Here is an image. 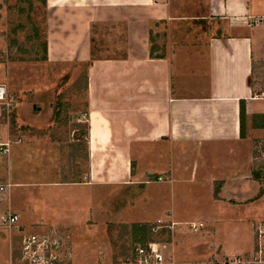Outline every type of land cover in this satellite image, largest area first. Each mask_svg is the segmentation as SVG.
<instances>
[{"label": "crops", "instance_id": "obj_1", "mask_svg": "<svg viewBox=\"0 0 264 264\" xmlns=\"http://www.w3.org/2000/svg\"><path fill=\"white\" fill-rule=\"evenodd\" d=\"M44 7L45 61L88 65L85 117L89 171L85 182H41L40 188L50 190L75 188V195L50 192L39 196L34 190L39 204L44 198L47 215L52 217L35 215L34 201H29V211L23 217L13 212L19 216L21 229L11 238L70 229L78 223L70 212L77 201L87 206L81 212L92 222L97 193H111L115 188L122 190L123 196L136 192V201L148 186L157 184L159 189L170 184L168 191L177 204L173 201L163 209L168 198L153 193L138 207L142 212L136 218L131 215L133 220L128 223L174 222L173 235L178 226L188 223L177 218L179 203L186 198L176 194L186 191L193 195L192 186H209L214 203L241 206L239 201H248L244 203H251L252 211L261 204L264 194L256 197L261 167L253 152L264 143V94L258 96L248 79L255 61L264 58V0H45ZM161 26H166L159 48L163 52L151 56L150 32L159 33L154 28ZM207 156L217 157L208 161ZM147 159L156 162L159 173ZM214 162L219 167L213 168L221 171L207 172ZM159 176L168 180L159 182ZM80 187H87L85 194L79 193ZM194 199L201 200L198 196ZM151 209L166 214L151 220L152 213H146ZM29 229L32 231L27 232ZM196 242L181 247L174 241L167 243L164 253L177 264H228L230 258L221 247L216 251L217 247L207 246L214 252L205 254L203 245Z\"/></svg>", "mask_w": 264, "mask_h": 264}, {"label": "rangeland", "instance_id": "obj_2", "mask_svg": "<svg viewBox=\"0 0 264 264\" xmlns=\"http://www.w3.org/2000/svg\"><path fill=\"white\" fill-rule=\"evenodd\" d=\"M44 26L46 28L43 0H0V85L6 89L7 102L0 104V142H11L9 154L0 160V183H6L10 174H13L9 181L12 183L11 188L0 194L2 214L6 211L19 212L23 217L29 211L30 205L27 203L34 201L35 215L46 217L47 203L41 197L40 205V198L35 197L34 190L39 196L42 193L51 195L50 192L73 196L75 188L50 190L48 187L40 188V183L57 179L85 182V175L89 171L85 117L88 65L76 61L50 64L43 60V42L46 38ZM164 27L166 26H161L158 30L154 28L159 33H153L160 49L166 34ZM162 52L160 50L157 53ZM251 82L254 92L258 96L263 95L264 58L255 61ZM19 139L21 141L17 142ZM237 147L240 149V145L237 144ZM261 148H264V143L255 146L253 152L255 163L261 167L259 172L258 167L253 168L260 175L257 179L256 197L264 194V160L259 158ZM212 157L217 156H207V160L210 161ZM146 162L152 165L155 173L160 172L155 167V161L147 159ZM213 165L219 167L218 163L214 162L209 164L206 171L214 174L221 171L219 168L214 169ZM164 180L168 179L158 181ZM157 186H148L136 199L137 202L135 188V193L124 196V192L116 188L111 193L98 192L94 201L97 212L93 211L92 222L89 221L90 216L87 213L81 212L85 207L83 202L77 201L76 205L72 204L70 212L78 223L72 225L71 231L68 228L58 229L49 234L60 237L64 242L66 259L72 264H122L135 244L149 242L139 241L140 237L137 241L130 232L131 223H128L136 218L134 216L137 213L142 212L138 207L145 203L143 200L149 199L155 193L158 197L165 195L168 198L163 209L168 208L167 205L172 206L173 201L178 203L168 191L170 184H162L159 189ZM191 188L193 195L186 191L176 194L186 198V201L179 203L181 211L177 213V218L188 223L178 226L174 235L173 229L169 228L165 229L170 233L165 234H160V230H163L161 228L157 232L151 231L150 241L168 245L174 241L181 247L193 244L196 240L203 245L205 254L214 252H210L207 246L217 247L216 251L221 247L229 260L243 255V251L247 249L251 254L255 253L257 240L262 239L264 242V236L259 238L258 235V229H264V220L258 218L261 215V218H264V199L252 211L251 203H244L248 201H239L240 204L243 202L241 206L214 203L209 186ZM215 188H218V183ZM245 188L251 189L247 184ZM84 189L87 187H80L79 193L85 194L82 193ZM216 193L215 191V196ZM194 196L201 200L195 201ZM56 210L62 211L61 208ZM157 211L151 209L146 213H152L149 217L151 220L163 218L166 214L161 209ZM124 221L127 223H123ZM200 221L205 225L198 232H192L191 224ZM156 223L157 221H153L150 225ZM14 231L16 228L11 233L0 228V264H8L12 258L16 260L20 256L22 236L11 238ZM29 231L32 230L27 232ZM97 255L99 257L95 260Z\"/></svg>", "mask_w": 264, "mask_h": 264}, {"label": "built area", "instance_id": "obj_3", "mask_svg": "<svg viewBox=\"0 0 264 264\" xmlns=\"http://www.w3.org/2000/svg\"><path fill=\"white\" fill-rule=\"evenodd\" d=\"M264 94V93H263ZM6 89L0 85V104L7 103ZM19 139L17 142H20ZM10 141L0 142V160L3 156L10 152ZM259 158L264 160V148L260 150ZM163 177H157V180H162ZM10 182L0 183V194L7 192L11 188ZM19 216L11 211L6 212L0 217V228L7 229L10 233L16 229H21L18 225ZM162 220H157L156 224L151 225V231L157 232L159 228L173 229L175 223L160 224ZM204 222L191 224V231L197 232L204 226ZM161 231V230H160ZM259 238H263L264 229H258ZM255 253H247L237 256L226 263L235 264H264V242L262 239L257 240ZM20 256L10 261L8 264H72L66 259L64 253V242L60 237L53 234H23L20 240ZM166 244L159 241H149L134 245L133 250L122 261V264H177L175 260L166 257Z\"/></svg>", "mask_w": 264, "mask_h": 264}, {"label": "trees", "instance_id": "obj_4", "mask_svg": "<svg viewBox=\"0 0 264 264\" xmlns=\"http://www.w3.org/2000/svg\"><path fill=\"white\" fill-rule=\"evenodd\" d=\"M45 5V0H43V6ZM45 10V7H44ZM45 21H46V10H45ZM45 28V26H44ZM46 31V28H45ZM150 40L152 42V47H151V56H155V52L159 50V48L157 47V45H155L154 43V38L152 35V31L150 32ZM43 51H44V59L46 60V39L43 42ZM157 56V55H156ZM254 74V67H253V71L251 73V76H249L248 79V83L249 86L251 88H253V84L251 82V78ZM240 125H241V136L244 137L245 136V102L242 100L241 104H240ZM75 181H80V180H75ZM131 230L130 232L134 235V237L136 238V240L138 241V237L141 238V242H147L151 240V225L150 224H132L130 226ZM165 233H170V231L167 230H161L160 234H165Z\"/></svg>", "mask_w": 264, "mask_h": 264}]
</instances>
